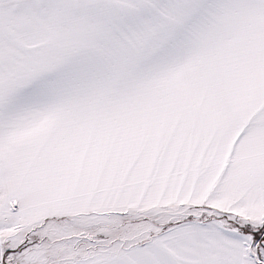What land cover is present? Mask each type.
Here are the masks:
<instances>
[{
  "label": "snow or ice",
  "instance_id": "snow-or-ice-1",
  "mask_svg": "<svg viewBox=\"0 0 264 264\" xmlns=\"http://www.w3.org/2000/svg\"><path fill=\"white\" fill-rule=\"evenodd\" d=\"M0 264H264V0H0Z\"/></svg>",
  "mask_w": 264,
  "mask_h": 264
}]
</instances>
